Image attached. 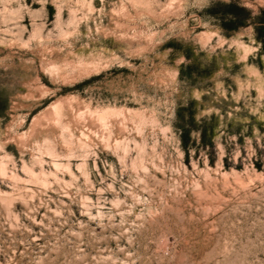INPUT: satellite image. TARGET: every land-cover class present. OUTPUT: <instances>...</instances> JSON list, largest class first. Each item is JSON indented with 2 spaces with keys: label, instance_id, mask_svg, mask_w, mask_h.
Masks as SVG:
<instances>
[{
  "label": "rangeland",
  "instance_id": "374dc122",
  "mask_svg": "<svg viewBox=\"0 0 264 264\" xmlns=\"http://www.w3.org/2000/svg\"><path fill=\"white\" fill-rule=\"evenodd\" d=\"M0 264H264V0H0Z\"/></svg>",
  "mask_w": 264,
  "mask_h": 264
},
{
  "label": "bare ground",
  "instance_id": "6f19581e",
  "mask_svg": "<svg viewBox=\"0 0 264 264\" xmlns=\"http://www.w3.org/2000/svg\"><path fill=\"white\" fill-rule=\"evenodd\" d=\"M0 169H2V168H0Z\"/></svg>",
  "mask_w": 264,
  "mask_h": 264
}]
</instances>
